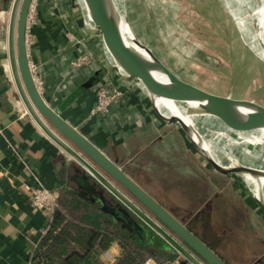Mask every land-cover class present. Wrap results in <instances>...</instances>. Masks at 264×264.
<instances>
[{
	"label": "crops",
	"instance_id": "0c3cea01",
	"mask_svg": "<svg viewBox=\"0 0 264 264\" xmlns=\"http://www.w3.org/2000/svg\"><path fill=\"white\" fill-rule=\"evenodd\" d=\"M64 1L60 0L57 6H53L47 0H37L35 5L36 20L31 29L33 44L27 49V58L28 63L37 67L41 77L43 100L119 167L123 158L118 157L130 153L129 161L139 159L143 170L151 168L153 163L165 157H159L156 150L152 151L154 144L159 143V148L165 146L163 143L168 141L170 129L174 130L172 133L177 139L179 129L174 124L161 121L152 110L146 94L138 88L134 90L133 82L122 79L109 62L105 61L101 40H93L94 32L83 25L81 16L72 18L73 22H70V14L67 17V13L62 12L61 15ZM254 1L264 10V0ZM236 3L245 18L246 32L264 40V31L254 15L251 1L236 0ZM8 9L9 2L0 0V11ZM233 10L234 8L230 11L234 16ZM234 20L246 43L264 63V51L250 41L236 17ZM66 21L70 29L66 28ZM8 23L9 18L7 21H0V264H28L31 253L42 237V231L48 225L49 217L45 212L35 211L30 207L27 196L18 189L21 184L33 186L34 179H37L47 188L58 193L67 191L95 208L102 206L97 196L104 193L111 199L114 198L50 140L26 111L12 76L8 53ZM85 54L91 56L89 64L79 68L70 65L72 60ZM97 72H100L98 82L93 87L85 88L83 84ZM103 80L124 90V96L110 106L108 114L91 116L90 111L95 104L94 91L96 85ZM178 141L182 145L179 138ZM172 147L175 148V142H171L170 151ZM148 149L150 155L143 158V153ZM169 156L167 158L173 160V156ZM193 158L199 165L196 158ZM208 169L202 170L201 176L207 181L208 190L211 187L208 184L214 186L227 183V176L216 172L211 174L213 170ZM125 174L142 190L149 192L144 187L146 184L136 179V174L134 177L129 173ZM196 179L195 181H199ZM198 189L201 190L200 186ZM219 189L218 194L222 193L223 188ZM86 194L89 197L83 199ZM201 194L206 197L208 193L204 191ZM155 200L159 202L158 199ZM258 206L264 215L259 204L251 203L250 209L260 220ZM163 208L180 221L169 208ZM205 244L216 253L210 245ZM116 247L117 244L113 243L108 250L111 259L116 255ZM222 260L229 264L223 258ZM256 264H264V253Z\"/></svg>",
	"mask_w": 264,
	"mask_h": 264
},
{
	"label": "rangeland",
	"instance_id": "374dc122",
	"mask_svg": "<svg viewBox=\"0 0 264 264\" xmlns=\"http://www.w3.org/2000/svg\"><path fill=\"white\" fill-rule=\"evenodd\" d=\"M65 1L61 9L63 11L60 10L61 6L59 10L61 15L62 12H66L68 15L64 14L67 17L70 14L72 16L70 22H73L72 18L77 19L81 16L78 1ZM124 7L126 12L124 17L133 33L180 80L213 95L252 102L264 108V63L246 43L242 33L237 29L234 20L236 16L231 14L223 0H123ZM5 11L8 12L9 9ZM119 12L121 13L120 10ZM65 26L70 29L68 24ZM92 30L93 40L99 42V39L101 40L99 32L93 28ZM104 57L106 61L105 52ZM132 88L134 90L137 88L135 83ZM173 131L170 129L168 141L163 143L166 145L160 146L162 149L158 147L159 143L152 147V151H158L159 157L165 156L161 161L143 170V167H140V160L129 161L131 155L126 153L118 157L123 158L119 162L122 171L133 177L136 174V179L146 184L144 187L151 194L146 193L151 198L158 199L160 205L169 208L183 225L210 245L229 264H256L264 253V215L258 206L257 214L261 216L258 220L250 209L251 203L258 204L252 193L240 178L233 175H227V185L208 184L213 187L208 190L207 181L201 176L202 170L208 171L211 167L194 151L180 130L177 139L174 138ZM178 138L182 145L178 143ZM171 142H175L172 151L169 150ZM239 146L238 150L244 152L245 148ZM149 150L143 153V158L150 155ZM248 152L253 156V153ZM167 155L173 156V160L168 159ZM193 157L199 165L195 163ZM257 162L261 164L258 159ZM214 172L216 171L213 170L211 174ZM112 183L133 200L115 182ZM219 187L223 188L220 194ZM204 191L208 193L206 197L201 194ZM87 197L88 194L82 198ZM97 198L100 199L102 206L112 208L125 216L129 222L135 223L145 239H148V242H145L152 245L156 242V238L144 224L135 219L127 209L118 206L114 199L104 193ZM134 202L144 210L136 201ZM144 212L155 221L147 211ZM112 218L118 219L115 216ZM119 221L124 223L123 220ZM130 229L124 224L122 231L125 235L133 236L134 232ZM113 243L117 244L116 255L111 259L107 249L99 255L100 263L113 264L122 256L118 243ZM169 254L173 258L166 260L167 262L179 258L174 252ZM151 259L157 263L165 262V259Z\"/></svg>",
	"mask_w": 264,
	"mask_h": 264
},
{
	"label": "water",
	"instance_id": "95a60500",
	"mask_svg": "<svg viewBox=\"0 0 264 264\" xmlns=\"http://www.w3.org/2000/svg\"><path fill=\"white\" fill-rule=\"evenodd\" d=\"M31 1L14 0L10 7L8 23V53L12 76L28 114L50 140L92 176L103 190L118 201V206L127 209L162 238L170 250L179 256L182 264H227L43 100L34 85L25 46V26ZM77 1L83 23L87 28L91 30L93 28L99 32L104 52L106 50L115 62V66L111 65L113 70L125 81L135 83L137 88L146 94L152 110L161 121L175 124L194 151L213 170L224 176L233 175L240 178L250 192L252 186L248 184L245 177L251 178L255 183L258 179L264 180V165L259 164L247 150L243 149L244 152H242L238 150L233 141L223 136H212L208 131L201 117L204 114L205 102L199 94V88L180 80L135 33L131 41L133 46L128 44L121 28L122 16L111 0ZM99 74L100 72L95 73L83 86L90 88L95 85L99 80ZM157 100L171 101L177 103L180 108L183 107L185 113L193 116V125L188 126L181 118L173 115L164 107L158 108ZM228 100L236 104H244L258 112L256 117H250L233 112L231 108L230 111L239 116L231 120L249 129L264 128L263 107L252 102L229 98ZM189 104L195 107H189ZM212 112L210 111V114ZM205 140L209 142L215 159L205 150L203 146ZM112 181L133 200L125 196ZM260 189V197H253L264 210V182H260Z\"/></svg>",
	"mask_w": 264,
	"mask_h": 264
},
{
	"label": "trees",
	"instance_id": "16d2710c",
	"mask_svg": "<svg viewBox=\"0 0 264 264\" xmlns=\"http://www.w3.org/2000/svg\"><path fill=\"white\" fill-rule=\"evenodd\" d=\"M57 203L28 264H102L98 257L113 242L122 250V256L113 264H140L149 257L165 259L158 261L164 264L173 258L169 252L174 251L145 225L157 240L153 245L142 240L140 230H136L140 235H125L121 222L112 218L114 212L108 207L95 208L67 191L58 193Z\"/></svg>",
	"mask_w": 264,
	"mask_h": 264
},
{
	"label": "bare ground",
	"instance_id": "6f19581e",
	"mask_svg": "<svg viewBox=\"0 0 264 264\" xmlns=\"http://www.w3.org/2000/svg\"><path fill=\"white\" fill-rule=\"evenodd\" d=\"M115 4L114 7L121 11L119 14L122 16L121 18V28L123 31V35L128 42L129 45L131 44L132 39L134 38L133 32L130 30V27L128 23H126V19L124 15L125 7L123 8V0H111ZM224 3L228 6V8L231 10L234 8L233 13L236 16V20L239 22L243 30L246 29L244 27L245 24V18L239 11V5L236 3V0H223ZM251 1V7L254 12V15L256 19L258 20L260 27L264 31V10L261 5H259L254 0ZM260 6V7H259ZM235 19V18H234ZM241 19L243 21H241ZM247 37H249L250 41L260 47L264 51V40L258 39L253 34H246ZM133 46V45H132ZM106 58L109 61L110 65L115 66V62L111 58V56L108 54V52L105 50ZM199 94L201 98L205 102V110L202 119L204 120L205 126L210 130L212 136H223L229 141H233V143L240 148L239 145H241L243 148L247 149V151H250L253 153V157L261 164L264 165V128L262 129H249L244 125L238 124L237 121H233L231 119H237L239 116L237 114H233L232 111L237 113H242L250 117H256V114L258 112L248 108L244 104L240 103H233L228 98H220L216 96H212L208 93H205L204 91L198 89ZM158 108L164 107L169 112H171L173 115L181 118L188 126L193 125V116L190 114L185 113V110L183 107H179L177 103L166 101V100H157ZM183 106V105H181ZM189 107H195L193 104H189ZM233 108L232 111L230 109ZM235 109V110H234ZM213 110V112H212ZM237 110V111H236ZM209 111V112H208ZM210 111L212 114H210ZM162 112V111H161ZM203 146L206 151L213 157V153L210 149V145L208 141L203 142ZM245 151V152H247ZM215 157V156H214ZM213 157V158H214ZM215 159V158H214ZM245 179L248 181V184L252 186L251 193L254 197H260L261 195V189H260V182H264L263 179H258V182H254L249 177H245ZM257 184V186H256Z\"/></svg>",
	"mask_w": 264,
	"mask_h": 264
},
{
	"label": "built area",
	"instance_id": "2783aa9c",
	"mask_svg": "<svg viewBox=\"0 0 264 264\" xmlns=\"http://www.w3.org/2000/svg\"><path fill=\"white\" fill-rule=\"evenodd\" d=\"M4 1L9 2V5L11 7L14 0H4ZM47 1L50 2L53 6H57L60 2V0H47ZM36 2L37 0L31 1L28 14H27V20H26V26H25L26 50L29 47H31L33 44L31 29L35 25V20H36V6H35ZM9 12H10V9L8 12H6L5 10L0 11V21L1 22L7 21V19L9 18ZM90 60H91V56L89 54H85V55H81L78 58L72 60L70 65L73 68H79V67L89 64ZM107 62L109 61L107 60ZM29 69L32 75L34 85L37 91L41 94L42 80L38 74L37 67L29 63ZM94 93H95V104H94V107L90 111L91 116L108 114L110 106L113 103L121 100L124 96V90H120L114 87L110 82L105 81V80H103L101 84L96 86ZM18 189L21 190L27 196L29 205L33 210L43 211L46 214H48V217H49L48 224H49L51 220V216L53 212L56 210L57 205H58L57 203L58 192L50 188H47L37 179H34L33 186L23 183ZM47 228H48V225L42 231V235L46 233ZM140 264H160V263H157L151 258H147L144 261H142V263ZM164 264H182V262L178 258L171 262H166Z\"/></svg>",
	"mask_w": 264,
	"mask_h": 264
},
{
	"label": "flooded vegetation",
	"instance_id": "af4514ba",
	"mask_svg": "<svg viewBox=\"0 0 264 264\" xmlns=\"http://www.w3.org/2000/svg\"><path fill=\"white\" fill-rule=\"evenodd\" d=\"M111 210L114 212V215L113 216H115V217H117L118 219L117 220H123L124 221V223H121L122 224V226L124 227V224H125V227L126 226H129V228H131L130 230L131 231H133L134 232V234H137L138 232L136 231V230H138L139 228H137V226L135 225V223H131V222H129V220L125 217V216H122L121 214H119L117 211H114L112 208H111ZM135 219H137L135 216H133ZM138 220V219H137ZM138 221H140V220H138ZM142 223V222H141ZM127 224V225H126ZM139 231V230H138ZM140 233H141V235H140V237L142 238V240H144V241H147L148 242V239H145V237H144V235H143V233L141 232V231H139ZM198 238V237H197ZM157 241V240H156ZM150 245V244H149ZM173 253V252H172ZM175 253V252H174ZM176 254V253H175ZM220 257V256H219ZM222 259V258H221Z\"/></svg>",
	"mask_w": 264,
	"mask_h": 264
}]
</instances>
